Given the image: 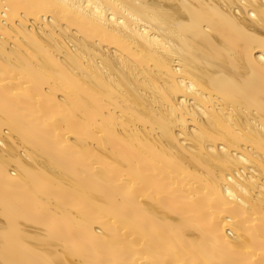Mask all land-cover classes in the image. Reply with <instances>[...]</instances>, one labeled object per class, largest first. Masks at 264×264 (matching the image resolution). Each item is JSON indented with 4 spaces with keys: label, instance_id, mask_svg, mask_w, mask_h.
Instances as JSON below:
<instances>
[{
    "label": "bare ground",
    "instance_id": "1",
    "mask_svg": "<svg viewBox=\"0 0 264 264\" xmlns=\"http://www.w3.org/2000/svg\"><path fill=\"white\" fill-rule=\"evenodd\" d=\"M0 264H264V0H0Z\"/></svg>",
    "mask_w": 264,
    "mask_h": 264
}]
</instances>
